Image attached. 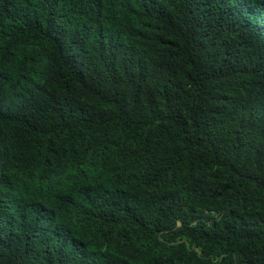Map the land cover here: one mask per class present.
Masks as SVG:
<instances>
[{"label": "trees", "instance_id": "1", "mask_svg": "<svg viewBox=\"0 0 264 264\" xmlns=\"http://www.w3.org/2000/svg\"><path fill=\"white\" fill-rule=\"evenodd\" d=\"M0 264H264V0H0Z\"/></svg>", "mask_w": 264, "mask_h": 264}, {"label": "clouds", "instance_id": "2", "mask_svg": "<svg viewBox=\"0 0 264 264\" xmlns=\"http://www.w3.org/2000/svg\"><path fill=\"white\" fill-rule=\"evenodd\" d=\"M2 57L9 63H13L11 60H9L6 56L2 55ZM42 164H39V169L41 170L42 172ZM77 165L79 163H76ZM71 170H73L71 167L69 166H64V165H61V164H57L55 165L51 170H49V174L48 175H44L41 173V177H43L44 181L45 182H53V183H57L59 182L61 179H63L67 174H69L71 172ZM40 177V178H41ZM41 180V179H40ZM42 180V181H43ZM41 181H39L36 185H39ZM34 185V186H36ZM34 186H31V187H34ZM27 195H30L29 192H27ZM45 217L48 218V215H46Z\"/></svg>", "mask_w": 264, "mask_h": 264}]
</instances>
